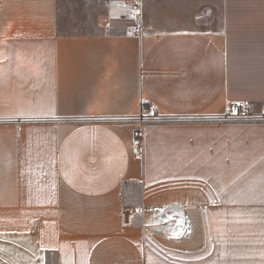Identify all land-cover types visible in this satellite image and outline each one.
<instances>
[{"label":"crops","instance_id":"obj_1","mask_svg":"<svg viewBox=\"0 0 264 264\" xmlns=\"http://www.w3.org/2000/svg\"><path fill=\"white\" fill-rule=\"evenodd\" d=\"M121 1L0 0V264H264V0Z\"/></svg>","mask_w":264,"mask_h":264},{"label":"rangeland","instance_id":"obj_2","mask_svg":"<svg viewBox=\"0 0 264 264\" xmlns=\"http://www.w3.org/2000/svg\"><path fill=\"white\" fill-rule=\"evenodd\" d=\"M117 5L118 0H58V28L63 33L96 32L106 24L105 16L116 11Z\"/></svg>","mask_w":264,"mask_h":264},{"label":"built area","instance_id":"obj_3","mask_svg":"<svg viewBox=\"0 0 264 264\" xmlns=\"http://www.w3.org/2000/svg\"><path fill=\"white\" fill-rule=\"evenodd\" d=\"M142 0H122L121 8L124 10V16L130 22L131 29L129 33L131 35H137L143 32L144 26L141 24V15H142ZM223 113L219 117L220 120H230V119H254L256 115L252 105L250 103H229L223 109ZM259 117L264 118V110H262ZM135 146L141 144V135L137 133L134 139ZM140 154V150L137 149L136 155ZM141 206H131L126 205L123 207V215L130 216L136 215L141 212Z\"/></svg>","mask_w":264,"mask_h":264}]
</instances>
